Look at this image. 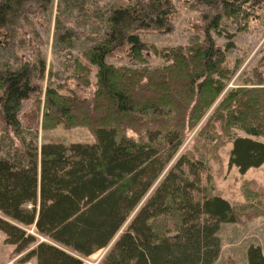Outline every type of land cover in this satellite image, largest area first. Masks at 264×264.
Returning <instances> with one entry per match:
<instances>
[{"label": "trees", "instance_id": "1", "mask_svg": "<svg viewBox=\"0 0 264 264\" xmlns=\"http://www.w3.org/2000/svg\"><path fill=\"white\" fill-rule=\"evenodd\" d=\"M51 2L0 0V37L28 34L33 16ZM197 2L215 10L203 28L204 40L169 49L142 35L169 30L177 14L172 0H129L112 7L103 39L77 61L73 85L48 88L44 129L86 127L93 143L26 141L19 113L40 91L35 80L45 75L43 61L0 72V130L17 154L0 156V231L14 255L25 252L23 260L35 264H84L107 248L98 264H213L223 223L264 215V188H252V181L245 182V202L238 205L215 192L206 151L218 141H232L230 164L241 173L264 164V69H254L255 87L226 91L236 67L212 34L224 32L225 17L250 19L264 0ZM126 48L136 59L160 56L165 65L131 69L108 62ZM36 99L41 103L40 95ZM249 264H264L261 248L250 247Z\"/></svg>", "mask_w": 264, "mask_h": 264}, {"label": "rangeland", "instance_id": "2", "mask_svg": "<svg viewBox=\"0 0 264 264\" xmlns=\"http://www.w3.org/2000/svg\"><path fill=\"white\" fill-rule=\"evenodd\" d=\"M129 0H52L48 9H41L32 18L33 28L27 34L18 32L16 37H0V72L19 69L24 63L43 62L44 77L35 80L40 91L25 100L20 114V136L33 145L54 141L69 145L71 143H93L94 135L86 127L67 129L63 125L53 129H44L45 94L50 86L68 81L72 83L77 61L84 60V53L94 44L99 43L106 30V19L112 7L126 5ZM177 9L169 30H157L142 35L144 41L159 49L186 46L204 40L203 28L207 27L215 10L197 0H172ZM191 5L195 7L191 9ZM253 17L248 20L224 18L222 29L218 34L212 31L216 42L227 48L230 67L235 68V75L229 80L226 91L237 87H252L253 71H260L264 57V2L257 5ZM208 15V16H207ZM241 25V26H240ZM199 26V27H198ZM242 28V29H239ZM67 34L65 38L60 35ZM226 35H230L227 37ZM108 62L116 67L131 69H155L165 65L164 60L152 53L144 57L135 58L128 48L117 50L108 58ZM97 69L91 72L89 91L94 93ZM255 87V86H253ZM225 91V93H226ZM84 93V91H81ZM40 95L41 103L36 97ZM224 94H222L223 96ZM221 96V97H222ZM216 101L211 111L219 102ZM210 113V112H209ZM23 116L27 122H23ZM190 133L176 158L184 152L190 139L206 118ZM29 121V122H28ZM217 132L222 134L220 126ZM2 126V124H1ZM28 126H32L30 130ZM157 127V126H156ZM238 134L247 136L239 131ZM18 145V138H14ZM218 140V139H217ZM217 140L215 142H217ZM264 141L263 138H260ZM214 142V143H215ZM0 130V156L16 158L15 147ZM233 142L218 141L207 151L210 178L215 186V192L220 193L233 205L245 202L243 186L252 181V188H264V164L250 168L241 173L237 166L230 164V154ZM169 165V166H170ZM152 192V191H151ZM149 192L148 195L151 193ZM28 208L33 206L29 204ZM34 232L33 227L29 230ZM221 239V251L213 264H249V249L251 246L261 248L264 256V215L246 223H223L218 233ZM39 240H45L38 236ZM108 249L99 250L84 260V264H98ZM14 246L6 243V235L0 231V264H25L24 254L14 255Z\"/></svg>", "mask_w": 264, "mask_h": 264}, {"label": "built area", "instance_id": "3", "mask_svg": "<svg viewBox=\"0 0 264 264\" xmlns=\"http://www.w3.org/2000/svg\"><path fill=\"white\" fill-rule=\"evenodd\" d=\"M25 264H33L32 262H26Z\"/></svg>", "mask_w": 264, "mask_h": 264}]
</instances>
